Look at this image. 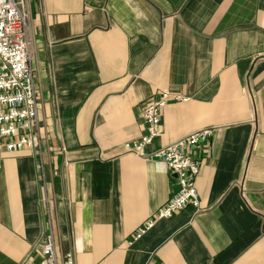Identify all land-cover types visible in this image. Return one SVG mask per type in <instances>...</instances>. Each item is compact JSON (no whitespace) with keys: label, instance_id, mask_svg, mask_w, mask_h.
<instances>
[{"label":"crops","instance_id":"0c3cea01","mask_svg":"<svg viewBox=\"0 0 264 264\" xmlns=\"http://www.w3.org/2000/svg\"><path fill=\"white\" fill-rule=\"evenodd\" d=\"M24 1L41 144L0 152V264L50 233L74 264H264V0ZM163 93L147 152L212 134L198 207L156 220L177 177L123 145Z\"/></svg>","mask_w":264,"mask_h":264},{"label":"built area","instance_id":"2783aa9c","mask_svg":"<svg viewBox=\"0 0 264 264\" xmlns=\"http://www.w3.org/2000/svg\"><path fill=\"white\" fill-rule=\"evenodd\" d=\"M33 43L24 0H0V152H39L38 108L33 71ZM169 100H184L169 93L152 98L142 112L145 134L123 145L126 154L163 163L177 177L178 190L158 211L156 220L170 219L188 206L198 207L195 181L200 160L195 152L212 134L203 130L166 147L147 152L160 136L162 110ZM1 164V159H0ZM154 221L138 229L152 228ZM38 264H74L71 253L58 254L52 234L40 242Z\"/></svg>","mask_w":264,"mask_h":264}]
</instances>
